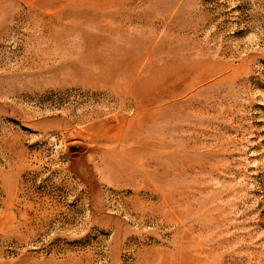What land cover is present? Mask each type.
<instances>
[{"label": "rangeland", "instance_id": "374dc122", "mask_svg": "<svg viewBox=\"0 0 264 264\" xmlns=\"http://www.w3.org/2000/svg\"><path fill=\"white\" fill-rule=\"evenodd\" d=\"M0 264H264V0H0Z\"/></svg>", "mask_w": 264, "mask_h": 264}]
</instances>
